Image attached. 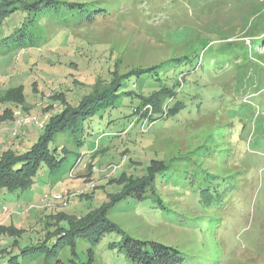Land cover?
Masks as SVG:
<instances>
[{
	"label": "rangeland",
	"instance_id": "1",
	"mask_svg": "<svg viewBox=\"0 0 264 264\" xmlns=\"http://www.w3.org/2000/svg\"><path fill=\"white\" fill-rule=\"evenodd\" d=\"M100 2L115 5L110 18L75 28L41 23L28 47L4 53L0 46V155L37 143L54 116L90 93L133 87L131 80L113 87L116 77L189 55L187 75L178 77L182 107L167 117L164 105L156 113L148 102L137 105L133 95H120L112 98L114 108L83 122L81 145L76 131H54L52 144L67 149L65 162L43 169L24 192L0 194V264H45L43 254L18 255L20 248L102 205L106 219L128 235L171 243L204 256L201 263L264 264V0ZM137 83L136 91L148 92L149 84ZM155 156L170 168L187 164L212 172L233 186L234 202L200 232L153 219L147 201L116 202V186L126 182L119 174L138 173ZM174 187L164 186L174 206L192 216L206 213L195 194ZM119 240L116 233L97 244L77 237L73 250L61 248L49 263L91 256L90 264H130L109 247Z\"/></svg>",
	"mask_w": 264,
	"mask_h": 264
},
{
	"label": "trees",
	"instance_id": "2",
	"mask_svg": "<svg viewBox=\"0 0 264 264\" xmlns=\"http://www.w3.org/2000/svg\"><path fill=\"white\" fill-rule=\"evenodd\" d=\"M100 1L0 0V30L6 25L4 33L0 32V46L4 53L28 47L32 44L35 27L41 23L54 22L63 27L75 28L90 26L99 20L110 18L115 5ZM15 13H19L20 17L18 18L17 15L10 20ZM183 56L169 58L148 67L131 70L132 73L123 79L116 77L112 82L113 87L119 85L118 82L125 85L126 81L129 80H131L129 82L133 87L129 90L120 88L113 93L107 89L103 92L90 93L89 96H85L82 101L78 102L79 105L76 108L69 109L68 106H65L62 113L54 116L51 122L46 125L47 132L44 137H41L37 143L20 152H14V150L3 152L0 155V194L17 190L24 192L34 185L44 171L43 169L50 172L65 162V156L62 153L67 149L61 148L58 151L59 148L52 144L53 138L51 136L54 131H76L75 134L79 138L77 144L81 145L83 141H81L79 134L83 132V122L106 109L114 108L113 97L133 95L137 99V105L146 101L156 113H161V107L164 105L168 107L167 117L174 116L181 109L183 102L180 98L176 99L179 93L177 90L179 86L178 77H181L183 72L186 74L187 71L183 66L190 60L189 55ZM186 75L182 77L185 79ZM138 81H142L139 87L146 88L149 84L148 92L136 91ZM166 93L168 96L162 98L161 95ZM171 101H175V105L170 108L169 102ZM179 102L180 105H178ZM159 104L161 107L158 106ZM66 113V117H63ZM68 153L71 152L68 150ZM184 163L189 162L185 160ZM186 165L182 164L170 168L162 158L155 156L138 173L121 172L119 176L124 175L126 182L122 186H116L118 189L114 193L116 202L128 203L131 200L137 204L147 201L153 219H162L167 223L195 228V232L203 231L205 224L212 223H209V218L221 217L217 213L224 212L230 203L234 202L229 197L230 192L233 191V186L224 185L222 179L212 178L214 174L210 171L197 168L185 169ZM169 184L175 186L176 192L190 191L195 194L206 213L192 216L174 206L171 198L164 191V186ZM105 209L106 205H102L81 219L72 216L66 218L67 229L57 228L52 232V235L37 244L20 248L18 255L25 256L27 253L39 252L43 254L44 263L50 264L49 261L57 256L61 248L69 246L73 250L77 237L86 238L92 244H97L105 234L116 233L120 236V240L109 244V247L122 252L130 264H204L201 263L205 262L204 256H190L171 243L156 239H138L128 235L118 225L106 219L103 214ZM199 219H206L207 221L203 223ZM5 233L11 235L9 231ZM53 237L55 241L48 247L47 243ZM12 250L5 251L9 253ZM0 251H3V248H0ZM72 253L74 254V252ZM15 257L17 254L11 256L9 261ZM91 259V256L85 262L55 259L51 264H90Z\"/></svg>",
	"mask_w": 264,
	"mask_h": 264
},
{
	"label": "built area",
	"instance_id": "3",
	"mask_svg": "<svg viewBox=\"0 0 264 264\" xmlns=\"http://www.w3.org/2000/svg\"><path fill=\"white\" fill-rule=\"evenodd\" d=\"M59 197V196H58Z\"/></svg>",
	"mask_w": 264,
	"mask_h": 264
}]
</instances>
